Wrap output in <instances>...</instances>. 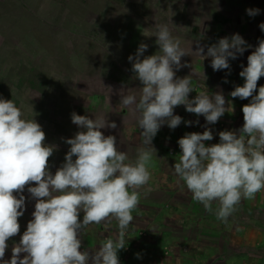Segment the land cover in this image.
<instances>
[{"label":"clouds","instance_id":"obj_1","mask_svg":"<svg viewBox=\"0 0 264 264\" xmlns=\"http://www.w3.org/2000/svg\"><path fill=\"white\" fill-rule=\"evenodd\" d=\"M246 12L254 17L260 10L250 8ZM154 28L159 51L144 56L148 45L141 43L135 55L128 57L134 78L142 87L137 88L138 93L123 87L119 90V105L128 110L123 124L134 122L142 130V146L136 150L135 160L118 148L115 136H105L101 131L117 127L108 120V113L94 112L95 119H90L73 112L71 121L81 131L65 139L70 145L65 162L52 174L49 158L56 146L44 143L45 132L34 115L26 118L23 101L17 106L13 99L0 98V264H120L117 253L125 248L132 212L140 202V189L151 179L149 166L156 153L153 138L165 124L175 129L182 122L193 123L174 115V108L185 106L188 113L203 116L206 125L216 124L229 112V104L225 106L220 92L209 95L201 91L189 99V93L194 91L191 74L180 78L176 72L182 67L192 68V64L181 63L182 57L192 53L211 58L213 71L230 70L229 59H237L252 46L237 33L210 46L196 41L193 52L181 47V40L172 35L168 24L156 23ZM259 28L264 31V22ZM241 68L239 76L245 82L236 86L230 96L251 98L242 107L243 126L220 131L219 143L210 146L204 143L213 140L207 126L202 133H186L178 140L181 152L173 166L178 183L183 181L192 199L224 223L242 199H254L264 190V86L254 95L259 79L264 77V39L248 55L247 66ZM104 107L111 108L109 95ZM27 111L34 113L31 104ZM33 183L35 186L27 187L36 200L33 218L19 244L13 246L11 259L4 260L7 241L20 232L18 218L24 215L26 200L23 192ZM213 203L218 205L215 209ZM113 220L118 229L115 238H107L95 251L81 250L82 230L93 224L110 225ZM21 253L25 254L23 258Z\"/></svg>","mask_w":264,"mask_h":264},{"label":"rangeland","instance_id":"obj_2","mask_svg":"<svg viewBox=\"0 0 264 264\" xmlns=\"http://www.w3.org/2000/svg\"><path fill=\"white\" fill-rule=\"evenodd\" d=\"M245 1L255 7L264 0ZM243 3L244 0H0V98L13 99L17 106L23 101L26 118L30 119L34 115L45 132L44 143L56 146L49 158V171L52 174L65 162V155L70 148L64 142L65 139L81 131L71 121L73 112L95 119L94 112L105 111L108 120L117 125L115 129H101L105 136L116 135L122 141L123 135H132L133 139L137 137L141 141L137 124L132 122L137 126L133 128L123 124L124 117H128V110L119 105V90L122 87L127 92L136 93L137 88L142 87L139 80L134 78L132 62L128 57L135 55L141 43L148 45L144 56L159 51L156 37L153 36L156 23L168 24L172 35L181 40V47L191 48L193 52L196 51V41L202 46H210L217 43L219 38L231 37L239 32L243 39L251 40L249 36L254 31L252 24L256 18L250 16L248 24L243 29L239 28ZM258 16L264 19V12H259ZM213 25L216 26L212 28ZM251 52L252 47L243 56L247 58ZM202 58L195 53L182 57L181 63L192 64V68L182 67L176 72L180 78L191 74L194 91L189 93V99L203 91L204 86L198 81L204 68ZM241 65H244L243 62H240ZM262 78L258 81V89L264 86ZM77 79L80 82H74ZM228 85L230 89L238 86L231 81ZM107 88L112 91L109 93ZM221 91L224 92L225 106L229 104V112H225L214 125H206L203 116L188 113L183 105L177 106L178 110L174 108V115L181 116L182 121L193 123L186 125L182 122L175 129H170L166 124L160 128L159 132L165 133L161 137L165 143L162 148L166 152L161 161L165 166L179 161L181 150L178 140L186 133H202L207 126L212 130L214 139L218 138L220 131L237 130L243 126L242 107L250 103L251 99L229 98L227 89ZM108 95L111 108L105 109ZM30 104L34 113L27 111ZM197 120L198 124L195 123ZM212 142L204 143L210 146ZM132 145L139 148L135 142ZM119 146L121 150L127 148L122 144ZM130 151L133 150L128 149ZM149 171L150 180L156 182L159 174L154 166ZM172 172L175 175L174 170ZM29 186L35 184L25 187V198L31 195L27 191ZM141 196L140 202L147 201L146 204L151 203V207L148 204L149 208H143L139 202L132 212L134 227L126 234L150 245L152 237L142 229H147V220L140 218V215H144V211L147 215L154 214L158 208L155 204L158 197L155 190L144 191ZM178 197L193 200L192 194ZM260 197L264 199V190L257 194V198ZM27 203L26 198L24 215L18 218L20 225L26 221ZM165 205L168 209L169 205ZM261 206L264 208V202ZM238 212L240 210L237 209L233 216ZM245 215L252 214L245 212ZM236 219L230 222L235 223ZM211 225L218 229V224ZM259 226L264 228V221ZM137 228L143 232L137 233Z\"/></svg>","mask_w":264,"mask_h":264},{"label":"crops","instance_id":"obj_3","mask_svg":"<svg viewBox=\"0 0 264 264\" xmlns=\"http://www.w3.org/2000/svg\"><path fill=\"white\" fill-rule=\"evenodd\" d=\"M250 8L264 12V1L254 7L244 0L241 7V20L238 21L240 29L248 24L250 16L246 10ZM254 18H256L252 24L254 31L249 36L251 40L244 38L247 44L252 46V51L258 46V41L264 39V31H260L261 29L258 27L260 22H264V19H259V16H254ZM215 26L213 25L212 28ZM202 59L204 60V73L202 72L198 76V81L203 84V91H207L209 95L220 92V89L225 88L228 92L227 97L230 98V92L234 90L230 89L228 85L230 81L238 86H243L244 79L239 76V72L242 71L240 62H243V66H247V58L243 55H238L235 60L229 59L230 70L220 71H213L211 58ZM220 93L223 94L224 92L221 91ZM255 94H258V88ZM175 109L178 110V107H175ZM233 112L231 111V114ZM134 125V123H128V126L132 128L137 127ZM140 131L142 130L140 129ZM164 135V131L161 133L158 131L153 138L152 145L156 149V153L153 154V160L149 166V169L154 166L156 173L159 174V179L156 182L150 180L148 185L140 189V199L149 187L157 193L158 198L155 204L158 208L154 214L147 215L145 211L144 215L139 214L140 218L147 220V229L146 227L142 229L149 232V236L152 237L151 240L153 241L149 242V245L142 239L132 238L131 234H126L125 248L118 250L117 253L120 264H264V228L259 226L261 221H264V211H262L264 208L261 206L264 199L257 198L258 193L254 199H242L237 206L240 212L235 217L232 214L228 218V222L224 223L218 220L214 214L207 212L202 204L187 200L185 197L183 199L177 198V196L191 194V192L187 190L186 186H183V181L178 183V176L173 175L172 172L174 165L170 163L165 166L161 161L166 156V152L162 148V145L165 144L163 143L164 139L161 138ZM115 137L118 148L121 144L126 146L127 148H124V150L119 149L126 151L130 160H135L137 149L132 143L135 142L141 147L142 138L141 141H138L137 137L133 139L132 135H129V137L123 135L122 141H119L116 135ZM215 143H219V136L213 139L211 145ZM128 149L133 151L129 153ZM167 167L168 169H166ZM26 198L28 199L26 221L20 225V232L7 241L8 247L5 251L4 260L11 259L13 246L19 244L23 232L26 231L27 223L33 218L32 213L36 200L31 198V195ZM146 202H140L143 208H147L148 204L151 207V203L146 204ZM166 203L169 205L168 209ZM217 206L216 203H213V209ZM244 211L250 212L252 215L247 216ZM83 215L84 213L81 211L79 217L81 220ZM233 218H237L236 226L235 223L230 222ZM211 223L218 224V229L214 228ZM131 227H134L133 221L130 231ZM142 229L137 228V233H142ZM115 235H118L115 220L110 225H89L87 229L82 230L80 233L81 250L95 251L101 242L110 237L114 238ZM123 251L126 253L123 254ZM151 255L152 257L149 259ZM23 256L24 253H21V258Z\"/></svg>","mask_w":264,"mask_h":264}]
</instances>
